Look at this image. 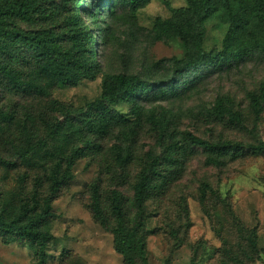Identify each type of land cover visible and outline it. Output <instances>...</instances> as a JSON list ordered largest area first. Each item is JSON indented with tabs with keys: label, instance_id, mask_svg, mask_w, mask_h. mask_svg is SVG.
Segmentation results:
<instances>
[{
	"label": "rangeland",
	"instance_id": "rangeland-1",
	"mask_svg": "<svg viewBox=\"0 0 264 264\" xmlns=\"http://www.w3.org/2000/svg\"><path fill=\"white\" fill-rule=\"evenodd\" d=\"M57 3L63 7L54 23L58 35L66 43V18H79L82 28L92 33L100 72L65 85L25 50L15 53L10 64L23 89L0 80V210L7 217L23 207L41 212L55 177H62L68 158L81 151L71 180L52 203L55 217L45 226L55 237L47 249L48 264H80L76 259L83 264H125L115 251L113 235L92 215L91 187L101 186L107 210L111 192L120 191L130 217H135L134 186L148 154L161 158L165 147L176 143L187 158L177 170L166 165L162 169L169 175L176 171L178 179L145 207L149 264H264V154L249 149L264 143V107L254 113L250 106V94L264 82V54L177 74L167 60H182L187 53L180 40L156 41L153 25L157 17L170 18L174 9L187 6L186 0H152L136 16L124 0ZM204 23L205 51H221L230 24L224 4L210 2ZM16 26L31 30L24 23ZM246 29L258 32L254 21ZM161 61L163 66H158ZM119 73L161 81L167 95L140 98L138 112L125 96L109 103L103 98L106 78ZM217 97L225 98L242 122L211 116ZM153 115L164 120V133L153 126ZM188 134L216 145L240 144L244 151L236 158L228 155L225 165L216 167ZM116 146L132 152L127 166L117 162ZM36 263L28 243L0 235V264Z\"/></svg>",
	"mask_w": 264,
	"mask_h": 264
},
{
	"label": "trees",
	"instance_id": "trees-1",
	"mask_svg": "<svg viewBox=\"0 0 264 264\" xmlns=\"http://www.w3.org/2000/svg\"><path fill=\"white\" fill-rule=\"evenodd\" d=\"M124 1L131 15L136 16L139 10L152 0ZM186 1L187 6L174 9L172 17L167 19L157 17L153 25L156 41L180 40L187 53L182 60H167L175 73L199 71L205 66L215 68L230 66L243 58L254 56L255 53L264 54V0ZM212 1L224 4L230 15V24L222 50L207 53L204 49L206 36L204 12ZM62 12V4H58L57 0H0V80H7L12 88L23 89L24 84L19 81L10 64L19 50H25L35 63L48 66L55 74L57 82L65 85H76L99 74L92 33L82 28L79 18L75 15L66 18L69 30L66 43L58 35L54 23ZM252 21L256 22L258 32L246 29ZM18 23L26 24L31 30H21L16 26ZM164 62L161 61L158 66H163ZM106 79L103 98L109 103H115L119 96H125L134 104L135 112L139 111L137 101L140 98L163 97L168 92V88H165L161 81L149 83L134 74H112ZM250 106L254 113H260L264 107V82L258 92L250 94ZM209 112L220 121L242 122L241 114L223 97H217L214 107ZM150 119L157 130L165 132L164 120L155 115ZM188 138L211 155L208 164L216 167L225 165V158L228 155L232 154L231 156L236 158L244 151L240 144L233 145L227 142L216 145L192 134H188ZM87 146L91 147L94 144L88 142ZM249 149L255 154H264V143L250 146ZM81 154V151H75L68 158L66 171L62 177H55L51 195L46 198L41 212H36L35 208L32 210L23 207L14 216L7 217L0 210V235L5 239H17L28 243L36 253V264H48L47 249L55 237L45 226L54 219L52 203L60 188L71 180L72 170ZM115 154L117 162L122 166H127L133 158L132 152L121 146L115 147ZM186 158L187 151L176 143L168 144L161 158L153 153L148 154L134 186L133 207L136 215L133 218L130 217L131 212L120 191L111 192L110 209L107 210L102 200L101 186L92 185L90 204L92 215L102 228L113 235L115 251L123 257L125 264H149L146 204L159 192H166L178 179L176 171L169 175L168 170L164 171L162 167L166 165L173 170L176 166L177 170L180 167V160ZM202 191H206L205 187ZM75 261L83 264L79 259Z\"/></svg>",
	"mask_w": 264,
	"mask_h": 264
}]
</instances>
